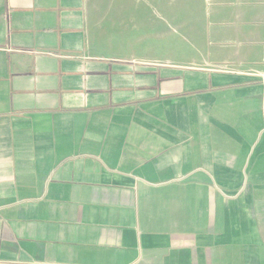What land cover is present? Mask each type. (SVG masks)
<instances>
[{
    "label": "crops",
    "instance_id": "crops-1",
    "mask_svg": "<svg viewBox=\"0 0 264 264\" xmlns=\"http://www.w3.org/2000/svg\"><path fill=\"white\" fill-rule=\"evenodd\" d=\"M0 264H264V0H0Z\"/></svg>",
    "mask_w": 264,
    "mask_h": 264
}]
</instances>
